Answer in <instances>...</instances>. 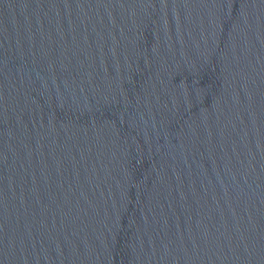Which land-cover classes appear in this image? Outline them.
I'll return each instance as SVG.
<instances>
[{
	"label": "water",
	"instance_id": "95a60500",
	"mask_svg": "<svg viewBox=\"0 0 264 264\" xmlns=\"http://www.w3.org/2000/svg\"><path fill=\"white\" fill-rule=\"evenodd\" d=\"M0 264H264V0H0Z\"/></svg>",
	"mask_w": 264,
	"mask_h": 264
}]
</instances>
